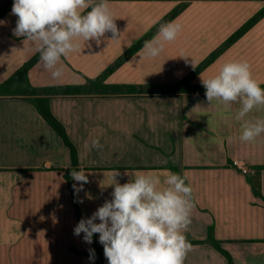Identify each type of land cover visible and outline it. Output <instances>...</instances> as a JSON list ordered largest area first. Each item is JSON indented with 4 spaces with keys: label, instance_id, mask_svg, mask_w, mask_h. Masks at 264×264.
<instances>
[{
    "label": "crops",
    "instance_id": "crops-1",
    "mask_svg": "<svg viewBox=\"0 0 264 264\" xmlns=\"http://www.w3.org/2000/svg\"><path fill=\"white\" fill-rule=\"evenodd\" d=\"M109 3L119 39L112 40L110 32L99 44L78 39L81 51L62 58L60 79H52L37 60L26 80L14 82L13 91L0 88V264H98L77 253L88 252L91 244L84 242L83 233L74 235L79 219L65 177L72 167L70 150L29 97L15 93L24 83L88 87L49 97L53 115L77 148V171L88 176L77 191L83 218L111 199L113 188L107 186L115 171L121 173L116 178L121 184L130 179L125 172H150L163 180L171 171L186 176L193 188L191 222L184 233L192 248L184 264H230L210 243L211 228L233 264H264V134L254 141L239 140L242 124L264 119V109L237 121L240 105L209 104L201 83L227 62L247 61L264 88V15L246 26L264 13V0ZM12 5L13 0H0V12L6 9L0 16V84L38 54L13 34L17 17ZM175 10L178 14L168 19ZM170 21L181 24L182 31L175 41L165 42L160 56L145 58L142 45L125 58L148 33L155 37L160 25ZM123 58L103 85L89 87ZM95 138L102 149L85 147ZM250 179L259 180L261 196ZM95 237L104 255L99 234Z\"/></svg>",
    "mask_w": 264,
    "mask_h": 264
},
{
    "label": "clouds",
    "instance_id": "clouds-1",
    "mask_svg": "<svg viewBox=\"0 0 264 264\" xmlns=\"http://www.w3.org/2000/svg\"><path fill=\"white\" fill-rule=\"evenodd\" d=\"M11 14L17 17L13 34L34 46L39 63L52 79L63 76V57L81 51L78 39L99 44L108 32L112 40L120 36L109 0H13ZM181 31L182 25L176 21L160 25L157 35L144 43L145 58L160 56L165 42L175 41ZM201 83L209 104L216 101L228 107L240 105L235 114L237 121H244L254 109H264V88L253 78L247 61L227 62L217 75ZM262 134L264 119L247 120L239 140L254 141ZM85 147L100 150L103 146L95 138L90 145L85 142ZM70 175L80 183L77 191L88 183L83 170L73 169ZM123 175L130 179L121 184L116 179L121 173L112 174L107 186L113 188L111 199L90 217H82L74 235L83 233L84 242L91 244L93 235L99 234L108 264H184L192 248L184 234L193 207V188L185 183L187 177L171 171L163 180L150 172ZM162 184L164 187H159ZM73 187L76 189L75 184ZM89 252V259L94 261V250Z\"/></svg>",
    "mask_w": 264,
    "mask_h": 264
},
{
    "label": "trees",
    "instance_id": "trees-1",
    "mask_svg": "<svg viewBox=\"0 0 264 264\" xmlns=\"http://www.w3.org/2000/svg\"><path fill=\"white\" fill-rule=\"evenodd\" d=\"M4 11H6L5 8H3V10L0 12V16L2 15V13H4ZM177 14H178V10H175L170 15V17L168 19H171V18L175 17ZM263 15H264V13H260L257 17L252 19L246 26L252 25L253 23H255V21L257 19H259ZM240 35H241V32H239L236 35H234V37L231 40H229V43H232ZM153 36H154V32L148 33L143 40L139 41L137 44H135L128 51V53L125 56V58L130 56L134 52H136L142 45H144L145 41H148ZM214 56H216V54L213 55V57ZM125 58L119 60L118 63L114 67L108 69L100 78H98L96 80H91L89 82V87L93 88L94 86H98L99 87V86L103 85V80L106 77V75L111 73L115 69V67L118 66ZM37 60H39V54H37L34 58H32L27 63H25V65L17 72V74L13 78H11L9 81H7V82H5L3 84H0V88L4 89L5 91L6 90L7 91H13L11 89L15 85L14 82L16 80H18V79H25L26 80L29 69L32 67V65ZM209 61H206L205 63H203L199 68H197L193 72L192 75L196 74ZM184 83H189L188 79L185 80ZM24 84H25L24 86L19 85L20 87L18 88V90L15 91V93L17 95L28 96L29 97V99L35 105V107L37 108V110L39 111L41 116L56 131V133L62 138L64 144L70 150L71 160H72V167L67 169V171L65 173V177H66V179L68 181L69 189H70V192H71V195H72L73 204H74V207H75V210H76L77 217H78V219L80 221L81 218L83 217V215L81 213V210H80L79 204H78L77 187H76V189H74L73 185L75 184V181L72 179V177L70 175V173H71V171L73 169H75V170L79 169L78 152H77V148L71 142V140L69 138V135H68L65 127L63 126V124L53 115V113L51 111V108H50V104H49V100H50L49 97L53 96V95H69V94H74L76 92H86L88 87L86 89H83V88L73 89V88H70V87L34 88L28 83H24ZM171 169H173L176 172V170H175V168L173 166H171ZM249 182L251 183L255 194L258 195V196H261L260 192H259V180L258 179L257 180L256 179H250ZM209 241H210V243L213 246L217 247L221 252H223L228 257L230 264H233L231 259H230V257L228 256V254L226 252H224L219 247V242L213 237V229L212 228L209 231ZM90 249L94 250L95 261L98 264H107V262L105 260V257L103 255L102 249L98 246V244L96 242L95 234L93 235V241L91 243ZM77 253L81 254V255H89L90 256V252L89 251L86 252V253H81V252H77Z\"/></svg>",
    "mask_w": 264,
    "mask_h": 264
},
{
    "label": "built area",
    "instance_id": "built-area-1",
    "mask_svg": "<svg viewBox=\"0 0 264 264\" xmlns=\"http://www.w3.org/2000/svg\"><path fill=\"white\" fill-rule=\"evenodd\" d=\"M239 169L245 174H249L250 173V171L246 167L239 166Z\"/></svg>",
    "mask_w": 264,
    "mask_h": 264
}]
</instances>
